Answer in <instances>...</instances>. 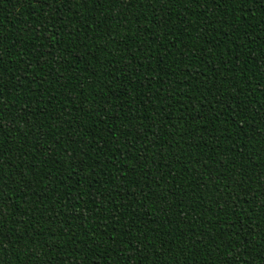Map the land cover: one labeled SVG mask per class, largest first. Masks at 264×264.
Segmentation results:
<instances>
[{"label": "trees", "instance_id": "1", "mask_svg": "<svg viewBox=\"0 0 264 264\" xmlns=\"http://www.w3.org/2000/svg\"><path fill=\"white\" fill-rule=\"evenodd\" d=\"M0 264H264V0H0Z\"/></svg>", "mask_w": 264, "mask_h": 264}]
</instances>
